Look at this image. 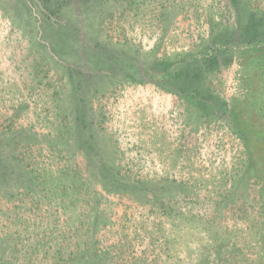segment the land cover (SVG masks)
Wrapping results in <instances>:
<instances>
[{"label": "rangeland", "instance_id": "obj_1", "mask_svg": "<svg viewBox=\"0 0 264 264\" xmlns=\"http://www.w3.org/2000/svg\"><path fill=\"white\" fill-rule=\"evenodd\" d=\"M212 12L235 22L231 0H0V264H264V47L203 98L83 68L97 42L201 51Z\"/></svg>", "mask_w": 264, "mask_h": 264}, {"label": "trees", "instance_id": "obj_2", "mask_svg": "<svg viewBox=\"0 0 264 264\" xmlns=\"http://www.w3.org/2000/svg\"><path fill=\"white\" fill-rule=\"evenodd\" d=\"M231 5L236 9L234 24L219 22L212 12L208 20L210 36L201 51L189 52L181 59L163 57L150 63L123 49L97 42L86 48L85 73L120 74L131 82L152 81L166 91L203 98V71H217L229 65L237 49L264 47V12L251 8V0H231ZM47 183L39 180L35 184L39 187Z\"/></svg>", "mask_w": 264, "mask_h": 264}]
</instances>
